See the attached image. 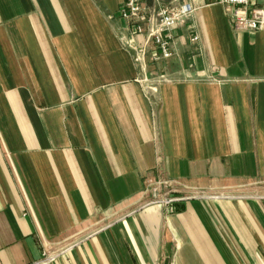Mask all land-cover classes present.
<instances>
[{"label": "crops", "instance_id": "obj_1", "mask_svg": "<svg viewBox=\"0 0 264 264\" xmlns=\"http://www.w3.org/2000/svg\"><path fill=\"white\" fill-rule=\"evenodd\" d=\"M126 1L0 0V264H264V28Z\"/></svg>", "mask_w": 264, "mask_h": 264}, {"label": "built area", "instance_id": "obj_2", "mask_svg": "<svg viewBox=\"0 0 264 264\" xmlns=\"http://www.w3.org/2000/svg\"><path fill=\"white\" fill-rule=\"evenodd\" d=\"M223 4L233 8L232 15L234 27L238 30H260L264 28V6H255L251 13H248V6L251 0H220ZM144 0H127L125 8L121 11V16L126 19L140 21L147 18L152 22L155 21L149 17L143 6ZM191 11L190 6H182L176 9H162L158 14V24L151 29L149 38L159 47L162 57L169 58L172 56L171 29L181 21ZM137 30L142 31L141 26ZM156 59H159L157 57ZM164 204H169L171 200H162ZM68 250H62L57 253H43L42 258L35 264H49L55 261L61 254Z\"/></svg>", "mask_w": 264, "mask_h": 264}, {"label": "rangeland", "instance_id": "obj_3", "mask_svg": "<svg viewBox=\"0 0 264 264\" xmlns=\"http://www.w3.org/2000/svg\"><path fill=\"white\" fill-rule=\"evenodd\" d=\"M163 200V199H162ZM162 200H160V201H162ZM166 201H168V200H166Z\"/></svg>", "mask_w": 264, "mask_h": 264}]
</instances>
